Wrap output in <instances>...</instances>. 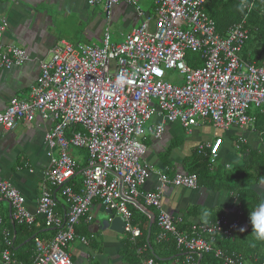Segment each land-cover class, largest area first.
<instances>
[{
    "label": "built area",
    "instance_id": "built-area-1",
    "mask_svg": "<svg viewBox=\"0 0 264 264\" xmlns=\"http://www.w3.org/2000/svg\"><path fill=\"white\" fill-rule=\"evenodd\" d=\"M139 0H89L110 12L118 5L137 6ZM209 0H153L154 18L128 33L121 43H114L110 29L102 45L56 44L48 60L40 62V76L29 97L13 99L0 113V127L14 130L19 123H32L38 117L54 123L46 135L50 165L43 173L41 193L35 212H30L22 193L9 181L0 178V197L9 203L11 216L18 225L31 226L42 220L47 228L57 229L49 242L36 241L32 264H73L69 246L77 241L89 244L91 238L79 236L77 227L91 222L89 211L95 201L126 222L132 240L141 230L132 222L130 205L142 201L157 211V242L174 241L190 254L214 252L217 236L226 239L240 228L241 214L232 220L222 217L215 222L198 223L190 232L179 229L177 220L163 208L162 194L169 188L197 189V174H159L157 191L144 192L151 174L143 162L144 140L148 132L159 139L168 124H180L190 133L200 122L209 121L216 130L250 131L264 145V125L258 129L259 111L264 115V67L242 59L249 40L245 22L229 29L225 36L206 11ZM254 9L255 0H235ZM154 20V27L151 22ZM6 20L0 21V70L26 64L28 53L3 42ZM200 56L201 65L188 64L187 56ZM175 70L183 82L170 83L166 72ZM160 117L162 123L148 130V122ZM224 140L198 146L196 153L208 156L209 167L216 169ZM246 148L247 138H238L235 149ZM72 149L87 152L86 166L81 169ZM264 153V148L260 150ZM229 167V166H228ZM81 174L80 190L70 183ZM61 192L66 204L59 213L55 191ZM238 198V196H236ZM0 216V257L4 264H21L13 251V235L3 229ZM210 236L211 241L208 239ZM4 244V246H2ZM139 249L138 253L142 254ZM225 264H245L236 253L215 250ZM192 255L176 264H191ZM141 264H157L142 259Z\"/></svg>",
    "mask_w": 264,
    "mask_h": 264
},
{
    "label": "crops",
    "instance_id": "crops-1",
    "mask_svg": "<svg viewBox=\"0 0 264 264\" xmlns=\"http://www.w3.org/2000/svg\"><path fill=\"white\" fill-rule=\"evenodd\" d=\"M154 15L153 0H139L137 6L121 4L110 12H107L102 5H89V0H0V21L4 19L7 22L3 37L4 45L21 48L30 58L22 66L0 70V113L6 111L13 99L24 100L29 97L40 76V62L51 57L50 53L56 44L66 41L74 45H88L91 41L98 40V43L102 45L107 30H111L114 22L117 24L119 21L123 22L124 30L119 34L116 33L117 39L113 40L112 37V41L121 43L128 33L141 25L148 17L154 18ZM151 26L154 27V20ZM161 123L162 119L155 116L148 122V130ZM53 125V122L43 121L38 117L32 123H19L11 131H5L0 127V178L11 182L22 193L30 212H35L37 208L43 173L50 165L49 149L45 139ZM210 126L212 124L209 121L200 122L199 126L194 127L188 134L180 124H168L159 139L149 131L144 140L147 149L143 162L152 169L142 191H157L160 173L166 172L171 177L175 174L188 175L197 147L213 142L216 138L223 139L224 144L219 155L218 163L221 165L212 172L218 169L232 170L235 167H243L242 154L235 149L238 138L241 136L247 138L251 149L264 148L262 140L250 131L240 132L234 129L229 132L217 130L212 133L208 129ZM72 154L83 169L87 161V152L72 149ZM76 178L75 183L79 185L78 190H80L81 174H77ZM253 189L258 195L259 203L264 201V179L253 186ZM55 193L59 203V213L64 216L65 201L59 190ZM236 196L238 195L233 193L227 195L223 191L218 192L215 188L199 183L198 188L194 190L181 187L164 190L162 202L163 208L169 214L179 221L182 220L178 224L179 227L186 224L191 228L198 223L215 222L217 217L225 216L232 220L237 218L241 214V203ZM137 202L138 206H129L132 211L135 210L138 214L147 216L149 220L150 214H154L157 220L155 209L146 207L142 201ZM108 211H110L109 208L100 200L95 201L89 211L92 221L83 220L77 227L79 236L91 238L93 235L95 238L91 239L87 245L77 241L69 246L68 251L73 264H130L124 257L127 233L120 235L102 227L103 222L111 217ZM11 214L9 203L0 197V216L4 219L3 229L9 230L13 235L12 226L15 223ZM113 214L116 213L113 212ZM241 222L240 228L229 244L219 241L216 247L233 248L234 251L245 256V264H262L264 249L259 254L251 253L254 248L250 238L251 224L249 219L241 220ZM241 228L245 230L241 231ZM42 240L44 239H36V241ZM167 260L166 263L169 264L181 261L177 258ZM0 264H4L1 257Z\"/></svg>",
    "mask_w": 264,
    "mask_h": 264
},
{
    "label": "trees",
    "instance_id": "trees-1",
    "mask_svg": "<svg viewBox=\"0 0 264 264\" xmlns=\"http://www.w3.org/2000/svg\"><path fill=\"white\" fill-rule=\"evenodd\" d=\"M205 11L214 20L217 32L222 36H225L233 26L245 22V27L249 31V40L243 48L242 59L255 62L259 67H264V0L255 1V7L252 10H249L248 7L239 4L235 0H209L205 6ZM187 61L193 67L201 65L200 56L194 53L188 54ZM254 114L257 117L258 129H262L264 115L259 111ZM239 152L243 157V167H235L232 170L230 168L224 170L218 169L216 172H212L210 169L208 156H201L195 152L194 159H192V163L190 164L191 169L189 174H197L201 185L203 183L212 189H217L218 192L223 191L227 195L232 193L238 195L241 203L240 216L243 221L249 219V212L254 210L259 204L258 195L255 194L253 186L264 179V153L253 149L247 152L246 148H243ZM83 166L85 167L86 164ZM76 181L77 178L74 177L70 183L75 184L74 186H76V190L78 191L79 185L75 183ZM154 212L156 213L157 211L154 210ZM132 222L141 230V236L132 240L131 235L127 234L128 237L124 245V257L130 264H141L142 259L146 258L155 259L157 264L168 262V258H177L184 261L187 255H192L193 257L191 264H225L222 259L215 255V250L221 249L216 247L217 242L221 241L229 244L232 238L226 239L223 236H218L212 242L210 236H208V239L213 243L214 252L205 253L200 259V254L185 252L179 249L174 241L158 243L157 236L159 232L157 233V230L159 228L157 220H155L153 226L150 228L149 218L133 210ZM179 228L182 231L189 230L188 232H190L191 230L190 225L186 224ZM150 230L151 232L149 233ZM12 231L14 237L13 251L16 259L21 264L33 263L36 239L41 238L44 239L42 241L49 242L57 233V229L47 228L46 224L39 220L31 226L15 223L12 226ZM235 235L236 233L232 237ZM250 238L251 245H254L251 253L259 254L264 249V241H256L254 239L252 226ZM0 239L2 242L1 233ZM222 248H224L222 250L228 253L240 255L245 261V256L234 251L233 248L228 246H223ZM139 249L143 250L142 254L138 253ZM262 264H264V261Z\"/></svg>",
    "mask_w": 264,
    "mask_h": 264
},
{
    "label": "rangeland",
    "instance_id": "rangeland-1",
    "mask_svg": "<svg viewBox=\"0 0 264 264\" xmlns=\"http://www.w3.org/2000/svg\"><path fill=\"white\" fill-rule=\"evenodd\" d=\"M141 6H144V5H141ZM115 12V11H114ZM145 14L147 13V10H146V8H145ZM142 20H143V18H142ZM124 30V26H123V22L121 21H119V23H115L114 22V24H113V26H112V28H111V30H110V32H111V35H113L112 37H113V40H116L117 39V34L116 33H120L121 31H123ZM72 41H75V40H72ZM116 43V42H115ZM83 44H87L86 42H83ZM93 44H95V45H101V44H99L98 43V40H93V41H91V43L90 44H88V45H93ZM179 80V82H183V80H184V76L183 75H180L178 72H176L175 70H168L167 72H166V80L167 81H169L170 83H176L177 82V80ZM208 129H209V131L210 132H214V131H217L213 126H210V127H208ZM189 134V133H188ZM187 138H190V137H187ZM186 140V139H185ZM79 149H73V151H78ZM83 151V150H82ZM86 151H84V153H85ZM220 162V161H219ZM219 165H221V163H218V165H216V168H217V166H219ZM163 264H169V263H163Z\"/></svg>",
    "mask_w": 264,
    "mask_h": 264
},
{
    "label": "clouds",
    "instance_id": "clouds-1",
    "mask_svg": "<svg viewBox=\"0 0 264 264\" xmlns=\"http://www.w3.org/2000/svg\"><path fill=\"white\" fill-rule=\"evenodd\" d=\"M249 221L254 239L264 241V201H261L254 210L249 212ZM240 230L244 231L245 229L241 228Z\"/></svg>",
    "mask_w": 264,
    "mask_h": 264
},
{
    "label": "water",
    "instance_id": "water-1",
    "mask_svg": "<svg viewBox=\"0 0 264 264\" xmlns=\"http://www.w3.org/2000/svg\"><path fill=\"white\" fill-rule=\"evenodd\" d=\"M111 214V217L109 220H105L103 222L102 227L106 230H111L117 234L124 235L126 232V222L121 216H118L116 214H113V211H108ZM150 228L153 226L155 215L150 214ZM151 230L149 231V233ZM150 236V234H149ZM203 257V255H200V259Z\"/></svg>",
    "mask_w": 264,
    "mask_h": 264
}]
</instances>
